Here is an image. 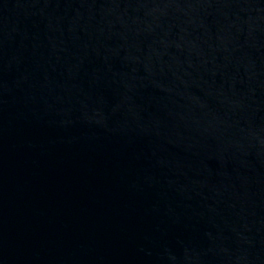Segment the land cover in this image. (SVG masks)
Listing matches in <instances>:
<instances>
[{"label":"water","instance_id":"obj_1","mask_svg":"<svg viewBox=\"0 0 264 264\" xmlns=\"http://www.w3.org/2000/svg\"><path fill=\"white\" fill-rule=\"evenodd\" d=\"M0 264H264V0H0Z\"/></svg>","mask_w":264,"mask_h":264}]
</instances>
